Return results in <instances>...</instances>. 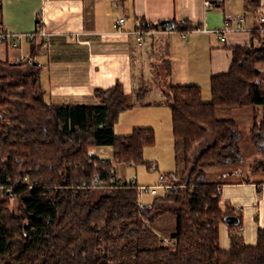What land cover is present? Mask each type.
<instances>
[{
    "label": "trees",
    "instance_id": "16d2710c",
    "mask_svg": "<svg viewBox=\"0 0 264 264\" xmlns=\"http://www.w3.org/2000/svg\"><path fill=\"white\" fill-rule=\"evenodd\" d=\"M1 10L2 0L0 25ZM183 23L175 27L197 28ZM152 27L169 28L160 20ZM232 55L229 71L211 78L210 102L199 86H161L172 109L177 166L167 175L169 188L145 207L136 179H118L115 163L153 168L144 149L154 145L155 132L139 127L117 136L114 125L121 112L146 103V92L134 98L118 81L95 90L98 104H54L44 98L38 62L0 59V181L16 199L13 208L8 190H0V264H264V228L257 244L247 245L242 216L221 203L223 181L206 178L208 169L243 160L240 122L219 110L264 108V29ZM256 120L252 141L264 152V115ZM99 146H112L113 158L91 156L89 148ZM24 174L31 181L9 186ZM167 214L175 217L171 239L152 246V224ZM227 215L239 222L228 224L231 248L223 250L219 225Z\"/></svg>",
    "mask_w": 264,
    "mask_h": 264
},
{
    "label": "crops",
    "instance_id": "0c3cea01",
    "mask_svg": "<svg viewBox=\"0 0 264 264\" xmlns=\"http://www.w3.org/2000/svg\"><path fill=\"white\" fill-rule=\"evenodd\" d=\"M256 2L222 0L214 7H206L205 0H2L3 31L30 33L36 29L40 16L50 33V41L40 46L38 36L34 45L30 40L15 49L6 45L0 59L38 62L44 98L54 104H98L95 90L109 88L118 81L134 98L135 91L143 89L146 103H137L121 112L114 133L126 136L135 128H152L155 143L145 147L144 158L154 166L117 162L115 175L118 179H136L139 187H143L156 185L163 174L167 183L168 173L176 170L177 154L172 109L165 103L161 86L165 82L199 86L204 102H210L212 76L228 72L233 48L249 45L252 31L264 26L260 20L264 17V0L254 6ZM227 14H244L245 21L243 29H237L232 22L233 30L226 32L223 42L215 30L224 25ZM120 17L126 18L122 32L114 28ZM162 19H172L181 26L188 20L197 28L182 31L180 27H146ZM141 21L147 30L139 44L134 31L143 26ZM34 46L36 52L32 54ZM145 78H156L158 86L146 88ZM252 109L232 108V111L238 115V110ZM92 151L105 159L114 155L112 146L93 147ZM221 179L222 205L229 202L240 213L243 227L240 234L247 245H256L258 230L264 228V174L253 179L222 175ZM163 191L159 187V193ZM151 198L148 204L153 201ZM172 231L166 230L161 237L170 241ZM219 245L223 250L231 248L230 227L224 222L219 225Z\"/></svg>",
    "mask_w": 264,
    "mask_h": 264
},
{
    "label": "rangeland",
    "instance_id": "374dc122",
    "mask_svg": "<svg viewBox=\"0 0 264 264\" xmlns=\"http://www.w3.org/2000/svg\"><path fill=\"white\" fill-rule=\"evenodd\" d=\"M243 29V27L241 28ZM230 32V31H228ZM6 45L0 43V56L1 52L4 50ZM15 49V47H13ZM157 64V62L155 63ZM158 82V81H157ZM156 82V78H145V87L150 89V88H155V86H158V83ZM262 88L264 90V82L262 83ZM153 95V94H151ZM155 96V95H153ZM150 99V98H149ZM238 115L232 111V109H220L219 110V115L222 117H233L237 118L240 121L241 125V132H242V139L240 140V145H241V150L243 154V160L241 163H238L233 166H228L226 168L218 167V168H211L208 169L207 171V180L209 181H218L221 182L223 181L222 175L225 178H229L230 176L235 177H241V178H248V179H253L255 178L258 174H264V166L261 167V164L264 163V152L261 151L252 141V137L254 135V131H256L258 128H255L254 121L260 123L261 119L263 118L264 115V108L263 107H258V108H253L252 110H245V111H240L238 110ZM257 115V116H256ZM239 116V117H238ZM253 118V120H252ZM211 141V137L208 138L205 142L200 143L196 147V152H199L200 150L206 148ZM93 148V147H92ZM92 148L90 147V151L92 152ZM90 152V153H91ZM231 167V168H229ZM234 171V174H230L228 172ZM131 176V175H130ZM162 193H160L161 195ZM153 197H155L153 195ZM151 196L141 194L140 200L141 203L146 206L148 204V199L151 198ZM11 207L14 208L16 205V199H11ZM175 228V217L171 214H167L160 218L159 220H156L153 222L152 227H151V235L155 237L153 240V243L151 244L152 246H157L160 245L159 240L161 241V244L163 243L161 236H164V232L166 230H170L171 228ZM170 233V231H169ZM169 238V237H168ZM164 240V239H163ZM174 242H170L169 245H172ZM101 253H104V250L101 249Z\"/></svg>",
    "mask_w": 264,
    "mask_h": 264
},
{
    "label": "built area",
    "instance_id": "2783aa9c",
    "mask_svg": "<svg viewBox=\"0 0 264 264\" xmlns=\"http://www.w3.org/2000/svg\"><path fill=\"white\" fill-rule=\"evenodd\" d=\"M222 0H205L206 7H214L216 4L220 3ZM261 22L264 25V17H261ZM245 21V15L244 14H233V15H226V21L224 25L215 30V33L217 35V38L221 41H226V32L233 30L232 22L236 24L237 29H241L243 27V23ZM126 23L125 17H120L116 23H114V28L122 32L124 31L123 25ZM148 28H154L152 25H147ZM144 26H138L135 28L134 34L136 35V40L139 44L143 41V35L146 32L147 28ZM262 29H264V26H262ZM40 37L43 39V43L47 44L50 41V33H48L45 25L44 20L38 16L36 19V29L30 33H12L7 30H2L0 28V43L7 45L9 47H18L21 45L23 41L26 40H35L37 37ZM97 179H100V176H96ZM15 181H22L23 183H28L31 181L30 175L24 174L22 177L21 175H15L13 178H10L8 181L9 186H13ZM159 187H163L164 191L169 188V185L165 182V176L163 174L159 175L158 183L156 185H150V186H141L140 189V195L141 194H151V195H158L159 194ZM7 189L9 191V195L11 199H14L15 196L13 194V190L11 187H5L2 182L0 181V190ZM7 191V193H8ZM142 207H145L143 204ZM242 229V227L240 228Z\"/></svg>",
    "mask_w": 264,
    "mask_h": 264
},
{
    "label": "water",
    "instance_id": "95a60500",
    "mask_svg": "<svg viewBox=\"0 0 264 264\" xmlns=\"http://www.w3.org/2000/svg\"><path fill=\"white\" fill-rule=\"evenodd\" d=\"M160 22L162 24L167 25L168 27H171V28L175 27V23H174V21L172 19H162V20H160ZM90 155L94 156L95 153L92 151L90 153ZM8 194H9V191H8ZM238 222H239V219L235 215H227L225 217V223H227V224H234V223H238Z\"/></svg>",
    "mask_w": 264,
    "mask_h": 264
}]
</instances>
